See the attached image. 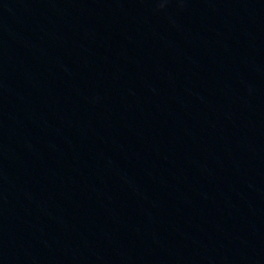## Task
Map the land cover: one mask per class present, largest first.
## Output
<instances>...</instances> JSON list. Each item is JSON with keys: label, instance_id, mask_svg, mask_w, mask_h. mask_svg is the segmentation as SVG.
Listing matches in <instances>:
<instances>
[{"label": "water", "instance_id": "water-1", "mask_svg": "<svg viewBox=\"0 0 264 264\" xmlns=\"http://www.w3.org/2000/svg\"><path fill=\"white\" fill-rule=\"evenodd\" d=\"M0 264H264V0H0Z\"/></svg>", "mask_w": 264, "mask_h": 264}]
</instances>
